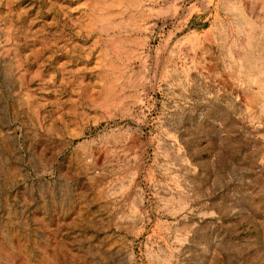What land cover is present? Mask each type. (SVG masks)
<instances>
[{
  "label": "rangeland",
  "instance_id": "1",
  "mask_svg": "<svg viewBox=\"0 0 264 264\" xmlns=\"http://www.w3.org/2000/svg\"><path fill=\"white\" fill-rule=\"evenodd\" d=\"M0 264H264V0H0Z\"/></svg>",
  "mask_w": 264,
  "mask_h": 264
}]
</instances>
